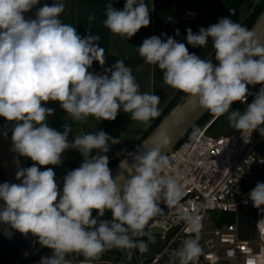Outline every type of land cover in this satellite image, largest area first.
<instances>
[{
	"label": "clouds",
	"instance_id": "1",
	"mask_svg": "<svg viewBox=\"0 0 264 264\" xmlns=\"http://www.w3.org/2000/svg\"><path fill=\"white\" fill-rule=\"evenodd\" d=\"M39 4L40 0H0V117L13 125L12 151L34 162L16 172L21 183L0 184L4 202L0 222L25 236L30 233L51 251L50 257H41L40 264H72L66 259L72 254L84 257L81 264H90L113 248L125 250L130 259L132 249L148 250V244L137 238L155 243V236L145 229L163 214L160 204L178 206L185 195L183 184L164 174L169 165L163 154L167 141L147 152L127 153L133 162L122 160L123 171L114 178L106 153L120 139L100 130L74 136L70 143L72 125L65 123L63 132L50 127L47 118L54 109L44 105L59 102L72 122H85L88 117L114 121L122 110L132 121L148 124L160 114V97L139 91L123 59L104 68L103 75L90 72L93 62L105 65L100 37L91 34L90 27L82 37L76 27L63 23V3L37 8ZM33 9L34 18H26ZM149 13L145 0H126L123 10L108 4L103 24L113 35L130 40L149 26ZM93 19L94 14L89 15L88 20ZM186 33L193 47L203 48L211 40L218 63L189 53L173 37L146 38L138 53L162 70L166 86L187 94L217 118L226 115L230 127L243 138L247 133L245 142L253 131L264 136V87L243 113L231 110L234 103L246 102L251 94L248 85H264V43L229 17L196 33L187 28ZM176 35H180L178 29ZM197 133L198 129L192 135ZM70 148L79 151L83 161L63 177L61 194L53 167L42 171L41 166H60L62 154ZM248 197L264 213V183L257 182ZM106 211L111 220L101 219ZM181 221L194 235L182 241L174 256L178 264H190L203 251L201 218L181 211L177 222Z\"/></svg>",
	"mask_w": 264,
	"mask_h": 264
},
{
	"label": "built area",
	"instance_id": "2",
	"mask_svg": "<svg viewBox=\"0 0 264 264\" xmlns=\"http://www.w3.org/2000/svg\"><path fill=\"white\" fill-rule=\"evenodd\" d=\"M259 3L261 0H252ZM246 102L234 105L247 108L264 85H248ZM220 117L213 116L205 125L189 131L177 148L168 156L166 175H172L184 186L185 195L178 206L169 208L161 203L163 214L149 221L146 231L166 242L152 260L142 258L139 249H132L129 264H178L175 251L182 241L194 234L186 231L187 225L177 217L181 211L197 214L201 218L200 246L202 253L190 264H264V213L253 207L249 192L257 182L264 183V136L253 131L248 142L232 127L217 126ZM217 126V127H216ZM264 126V125H262ZM198 133L193 136L194 130ZM221 134H218V132ZM245 139V140H244ZM250 209L254 215L255 240H245L240 223L241 211ZM215 214L213 239L204 240L209 215ZM224 216H231L227 222ZM52 255V254H51ZM45 256V255H43ZM42 257V256H41ZM40 258L27 264H40ZM72 264H81L75 254L69 255ZM90 264H115L112 261H91Z\"/></svg>",
	"mask_w": 264,
	"mask_h": 264
},
{
	"label": "crops",
	"instance_id": "3",
	"mask_svg": "<svg viewBox=\"0 0 264 264\" xmlns=\"http://www.w3.org/2000/svg\"><path fill=\"white\" fill-rule=\"evenodd\" d=\"M54 2H61L65 5V10L60 17L63 23L76 27L78 34L82 37L88 34L87 30H89V27L91 28V34L100 37L98 43L104 49L105 65L101 67L98 62H93L89 71L103 75L105 74L104 68L110 67L118 60L123 59L125 65L131 68L132 74L140 86L139 91L141 93L153 92V94L160 97L158 105L160 113L167 107L178 90L164 84L162 70L158 66L146 63L139 55L137 47L141 46L144 39L153 35L160 36L162 40H166L167 37H173L178 42L184 43L189 53H194L200 56L201 59L207 60L215 52L212 41L209 40L208 44L203 48L193 47L187 43L186 29L191 28L196 33L199 28H207L209 25L217 23L219 18L222 17H229L233 22L237 23V18L230 12V10L234 12L233 0H145L150 10V24L148 27L141 28L128 40L127 38L113 35L103 24L106 19L107 5L112 4L115 9L123 10L126 0H75L74 5L73 0H40V4L36 7H41L45 3L51 5ZM34 13L35 9L26 13L25 16L26 18H34ZM92 14H94V19L89 21L88 17ZM177 29L180 33L179 36L176 35ZM44 106L54 109V114L47 118L50 127L63 132L65 123L72 125V130L68 135L70 143L73 142L74 136L93 133L91 129L94 132L103 130L107 133L111 128L130 119L129 113H124L120 110L114 121L97 120L94 117H88L85 122H72L67 113L59 106V102L50 101ZM154 119L150 120L148 124H144V127L135 134L131 143L143 134ZM0 123L11 134L13 125L3 117H0ZM94 154L96 153L94 152L91 155ZM119 154L120 152L113 154L110 150L106 153L109 160ZM62 161L60 166H41L42 171L46 167H53L57 184L67 174V172L63 171L67 168H71L69 170L78 168L83 161V157L79 151L70 148L62 154ZM30 162L34 163L31 160ZM59 173H62V175ZM63 173L65 174L63 175ZM243 238L248 240L245 237Z\"/></svg>",
	"mask_w": 264,
	"mask_h": 264
},
{
	"label": "water",
	"instance_id": "4",
	"mask_svg": "<svg viewBox=\"0 0 264 264\" xmlns=\"http://www.w3.org/2000/svg\"><path fill=\"white\" fill-rule=\"evenodd\" d=\"M251 31L255 33L256 38L260 42L264 43V10ZM207 113L208 111L199 108L196 101L190 96H187L169 113L154 131L130 153H136L138 149L147 152L150 148L158 144H164L165 141H167L163 154H171L189 131L197 127L198 122ZM5 132H7V135H5ZM125 159L128 160L129 164L133 162L132 158L129 156L124 157L122 160ZM121 161L110 168L114 178L123 171L120 168ZM20 167V159L17 153L12 151L11 134L0 123V171L2 172L4 182L21 183V180L16 179V172ZM123 174L128 176L127 172H123ZM3 206L4 202L0 200V209H2ZM154 236L155 243L148 242L147 237L137 238L143 239L148 244L147 252H142L138 248L144 259L152 260L166 244L159 236ZM42 248L43 246L36 247L35 237L30 233L25 236L15 229H12L10 225L0 222V264H27L30 260L38 256ZM45 256L50 257L51 254ZM75 257L77 260L80 259L76 254ZM108 259L115 264H120L121 262L117 255H110Z\"/></svg>",
	"mask_w": 264,
	"mask_h": 264
},
{
	"label": "rangeland",
	"instance_id": "5",
	"mask_svg": "<svg viewBox=\"0 0 264 264\" xmlns=\"http://www.w3.org/2000/svg\"><path fill=\"white\" fill-rule=\"evenodd\" d=\"M256 4H258V3H255L252 0H246L243 3L237 2V8H238L237 23L244 26L247 23L248 18L250 17L251 13L256 8V7H252V6H255ZM180 99H182L181 100V102H182L184 100L183 96ZM231 110L232 111L239 110L241 113H243L245 111V108L238 107V108H231ZM165 115H163L161 118L153 120V122L145 129L143 134L133 143H131V140L134 138L135 134L144 127V123L132 121L130 118V119H127L126 121H123L122 123L116 125L115 127L111 128L107 132V134H109L113 138L120 139V143L115 144V145H111L110 151L113 154H118L119 152H120V154L117 157L110 159L109 164L113 160H115L116 158L121 156L124 152L127 153L131 148L137 146V144H139L141 141H143V139L145 137L150 135L154 131V129L157 127V124L159 122H162L169 115V113H168V115H166V116ZM227 121L228 120L226 118V115L220 116V118L218 119V122H217V126L223 125L222 126L223 129L228 128V127H230V125H229V122H227ZM225 122H227V123L225 124ZM91 131L94 132L92 129H91ZM218 134H221V132L219 131ZM94 152L96 153L95 150H94ZM69 169H71V168H67L63 172H68ZM62 183H63V180L58 184V186H60L61 189H62ZM209 219L210 220L206 223V226H205V235H204L205 241H209V240L213 239V232L215 230V223L213 221L215 219V214H210ZM254 222H255L254 221V215L250 209H247V210L244 209L243 211H241V223H240L241 233H242L243 237H245L248 240H251V242H253L255 240ZM131 251L133 253V250H131ZM66 259H68V256L66 257ZM222 264H233V263H232V261L223 259Z\"/></svg>",
	"mask_w": 264,
	"mask_h": 264
},
{
	"label": "trees",
	"instance_id": "6",
	"mask_svg": "<svg viewBox=\"0 0 264 264\" xmlns=\"http://www.w3.org/2000/svg\"><path fill=\"white\" fill-rule=\"evenodd\" d=\"M246 0H233V4H234V16L235 18H237V11H238V8H237V2H240V3H243L245 2ZM75 3V0H73V5ZM252 7H256L255 10L251 13L250 17L248 18V21L247 23L244 25V27H246L247 29L251 30L252 27L255 25L256 21L258 20V18L260 17V15L262 14L263 10H264V0H261L258 4H256L255 6H252ZM207 60H211L213 63H218L216 60H215V52L207 59ZM183 96V99H185L188 95L181 92V91H178L176 93V95L173 97V99L169 102V104L167 105V107L159 114L158 117H156L154 120L158 119V118H161L163 115H168V113H170L177 105H179L181 103V100L180 99L181 97ZM240 106L238 105H234L232 106V108H238ZM170 111V112H169ZM165 115V116H166ZM214 115H212L210 112H208L199 122H198V127H201L203 125H205ZM218 122V121H217ZM228 122V121H227ZM225 122V124L227 123ZM161 122H159L157 124V126L160 124ZM223 126V125H222ZM149 136V135H148ZM146 138V137H145ZM144 138V139H145ZM143 139V140H144ZM142 142V141H141ZM140 142V143H141ZM139 143V144H140ZM137 144V145H139ZM136 147V146H135ZM135 147L131 148L127 153H130ZM94 153V150L93 152ZM127 153H123L121 156H119L118 158H116L115 160H113L110 164H109V168H112L114 167L119 161H121L124 157L127 156ZM20 159V163H21V167H30L32 166V163L30 162L29 159L27 158H24V157H21L19 158ZM60 175H62V173H59ZM65 173H63L64 175ZM63 178V177H62ZM63 180V179H62ZM0 183H4V179H3V175H2V172L0 171ZM62 190V189H61ZM96 213L94 212L93 213V216H95ZM101 219H106V220H111V213L109 211H106L105 212V216L102 217ZM227 222H232V217L231 216H224V218ZM35 243H36V247H39L41 246L38 241H37V238L35 237ZM52 254L51 251L47 248H42V251L38 254V256L35 258H40L41 256L43 255H50ZM110 255H117L119 256L121 262L120 264H129V261H128V257H127V252L125 250H121V249H117V248H113V249H110V250H107L103 255L100 256L99 259H96V260H92V261H95V262H98V261H109L108 257ZM80 257V260H84V257L83 256H79Z\"/></svg>",
	"mask_w": 264,
	"mask_h": 264
}]
</instances>
